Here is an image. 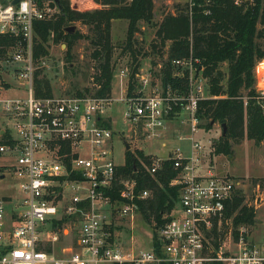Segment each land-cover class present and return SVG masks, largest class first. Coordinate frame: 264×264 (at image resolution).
<instances>
[{"label":"built area","instance_id":"2783aa9c","mask_svg":"<svg viewBox=\"0 0 264 264\" xmlns=\"http://www.w3.org/2000/svg\"><path fill=\"white\" fill-rule=\"evenodd\" d=\"M228 1L247 7L254 0ZM13 2L0 0V39H11L0 41V116L5 119L0 127V156L12 160L5 168L16 179L21 198L0 197V264H264V231L256 238L243 226L234 240L220 237L226 203L242 182L216 175L206 162L211 140L197 139L202 134L198 104L209 98L208 80L197 69L198 61L188 57L170 62L172 76L180 84L185 82L177 88L163 83L158 63L140 62L130 94L126 83L131 69L118 74L127 92L120 98L127 107L124 119L133 136L149 140L161 137L160 131L174 130L179 141L189 143L187 157L177 148L167 158H151L146 167L153 176L170 161L176 171L170 185L178 186L180 193L165 222L155 230L147 226L148 249L135 251L132 234L138 201L150 192L136 191L135 179L116 175L112 123L102 117L112 99L36 97L34 22L49 21L60 7L56 0ZM196 4L197 0H189V10ZM263 64L260 60L253 69L258 79L255 91L262 101ZM7 78L17 80L16 91L26 96L6 95L12 89ZM117 180L120 189L113 200L107 192ZM260 190L250 205L264 211V178L256 185V192ZM124 233L129 240L122 239Z\"/></svg>","mask_w":264,"mask_h":264},{"label":"trees","instance_id":"16d2710c","mask_svg":"<svg viewBox=\"0 0 264 264\" xmlns=\"http://www.w3.org/2000/svg\"><path fill=\"white\" fill-rule=\"evenodd\" d=\"M100 8L78 11L70 7L69 0H59L60 12L49 21L34 22L35 62L48 56V41L53 44L64 43L66 56H70L72 44L80 38H87L94 47L92 57L97 62V73L94 76L96 89L76 92L75 96L108 97L113 78L111 26L116 20L128 22L124 50L132 56L131 75L128 94L133 90V78L140 62L136 55L139 49L135 45L134 34L138 22H149L153 18L154 0H92ZM79 23L86 26L88 34L67 32L69 26ZM264 39V0H254L250 6H234L228 0H214L197 4L189 10L166 15L158 24L152 49L166 48V69L162 71V81L177 88L183 86L174 76L170 62L176 59L191 57L197 60V69L208 80L209 98L198 104V118L209 130L214 124L225 125V134L220 137L214 153L228 155L231 142L244 138L256 144L264 141V101L258 98L255 91L253 69L256 63L264 59V48L259 40ZM10 42L11 39H0ZM168 43V44H166ZM1 54V51H0ZM36 97L52 96L50 80L36 72L34 80ZM223 133V128H222ZM151 157L143 152L126 151L125 163L116 169L118 179L132 178L137 182L136 191L148 190L150 196L138 201L139 215L148 224L150 219L163 224L175 207L179 198V187L171 186L176 171L170 161L151 176L146 167L150 166ZM120 184L117 182L107 195L115 200L118 197ZM6 198V197H5ZM240 194L233 196L226 203L225 217L232 218L234 228L252 225L255 213L251 206L243 204ZM66 219L59 222L61 227ZM155 230V228H154ZM153 230V234L156 235ZM236 234V233H235Z\"/></svg>","mask_w":264,"mask_h":264},{"label":"rangeland","instance_id":"374dc122","mask_svg":"<svg viewBox=\"0 0 264 264\" xmlns=\"http://www.w3.org/2000/svg\"><path fill=\"white\" fill-rule=\"evenodd\" d=\"M189 0H154L153 2V18L149 22H138V30L134 34L135 45L139 49V54L136 55L137 61L144 65L160 64L161 70L166 69L167 61H164L166 48L152 49L151 44L155 40V32L158 24L168 14H177L181 10H185L188 6ZM70 7L74 10L85 11L100 8L92 0H76L74 3L70 1ZM128 22L125 20L115 21L113 29L111 30V42L113 46L112 51V65H113V78L111 82L110 97L112 102L107 108L106 112L102 115L103 118L111 120L113 136L111 138V158L113 163L122 167L125 163L127 143L130 148L129 152L139 150L144 155L151 158H167L177 148L181 150L183 156L189 155V143L187 140L179 141L177 133L174 130L160 131V136L153 137L149 140H144L139 136L132 135L131 125L124 119V112L127 107L122 98L127 94L123 84L121 88L120 79L118 77L119 71L123 68L131 69L132 56L128 51L124 50V45L127 37ZM67 32L80 33L83 35L88 34V29L79 23H74L69 26ZM260 45L264 48V39L259 40ZM168 44V43H166ZM48 56L41 58L36 62L38 71L41 75L46 76L50 80L52 87V96H75L78 92H84L88 89L91 93L96 89L94 84V76L97 73V62L92 57L94 47L91 45L87 38L77 39L70 49V56H66V46L64 43L53 44L48 41ZM264 63V59H262ZM140 63V64H141ZM264 68V64L261 69ZM159 77V76H158ZM257 78L254 79V85L257 83ZM9 86L12 90L7 91L8 96H26V94L19 93L15 89L19 87L18 81L13 78H7ZM126 81V80H125ZM133 87L136 85L135 76L133 78ZM129 87V81L126 83ZM5 121L0 116V127ZM205 124V121H201ZM6 125V122H5ZM11 129L10 124L7 125ZM203 126V125H202ZM12 130V129H11ZM14 134V132L12 131ZM183 136H188V132H181ZM222 128L219 124H214L209 130L202 127V134L197 135V139L205 140L210 139L211 145L206 152V162L210 163V167L218 176H227L234 181H241L242 187L235 191L234 195L240 194L244 199L243 204L251 206L254 204V199L259 193L256 192V185L262 184L264 178V141L260 144L254 143L252 140L246 138L240 141L231 142V152L228 155L214 153L216 144L220 141L222 136ZM2 138L0 137V141ZM12 163L6 156H0V197H9L18 200L21 194L18 190V184L14 176L6 171L7 166ZM255 217L252 225H243L249 229L253 236L258 238L264 231V211L263 208L258 206L254 209ZM164 217V218H163ZM162 219L166 218L163 215ZM150 225L156 228L157 224L154 220L150 219ZM148 224V225H149ZM240 226V227H243ZM234 228L232 218H227L221 222L220 237L222 240L225 237H230L231 240L236 238L238 229ZM149 231L147 223L138 215L136 226L133 231V242L135 251L147 250L148 243L145 239V232ZM236 233V234H235ZM72 237H74L72 235ZM129 235L124 233L122 239L129 240ZM227 244L230 241L227 240ZM212 250L217 246L213 242ZM232 245V244H231ZM56 249H58L56 247Z\"/></svg>","mask_w":264,"mask_h":264},{"label":"water","instance_id":"95a60500","mask_svg":"<svg viewBox=\"0 0 264 264\" xmlns=\"http://www.w3.org/2000/svg\"><path fill=\"white\" fill-rule=\"evenodd\" d=\"M17 1H18V0H14L13 3H16ZM56 2L59 4V0H56ZM221 128H223V135H224V134H225V125H222ZM125 148H126V150L128 151L129 148H130V146H129L127 143H125Z\"/></svg>","mask_w":264,"mask_h":264},{"label":"crops","instance_id":"0c3cea01","mask_svg":"<svg viewBox=\"0 0 264 264\" xmlns=\"http://www.w3.org/2000/svg\"><path fill=\"white\" fill-rule=\"evenodd\" d=\"M116 21H118V20H116ZM114 23H115V21L112 22L111 30L113 29V25H114ZM10 90H12V89H9L8 91H10ZM6 92H7V91H6ZM0 134H2V130H0Z\"/></svg>","mask_w":264,"mask_h":264}]
</instances>
